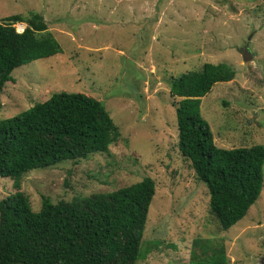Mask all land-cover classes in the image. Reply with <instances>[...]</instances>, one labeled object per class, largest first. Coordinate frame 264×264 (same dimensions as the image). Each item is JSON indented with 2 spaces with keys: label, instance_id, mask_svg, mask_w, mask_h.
<instances>
[{
  "label": "rangeland",
  "instance_id": "rangeland-1",
  "mask_svg": "<svg viewBox=\"0 0 264 264\" xmlns=\"http://www.w3.org/2000/svg\"><path fill=\"white\" fill-rule=\"evenodd\" d=\"M30 10L43 14L63 50L14 70L0 90V121L54 92L81 91L101 100L121 130L108 151L26 173L21 190L32 208H41L43 195L71 200L151 176L156 193L137 264H190L199 237L223 241L229 264H259L264 186L247 215L221 229L207 184L182 155L180 97L169 81L207 61L228 63L235 78L217 82L201 112L218 146L264 144V0H0V21ZM13 183L0 176V199L17 190Z\"/></svg>",
  "mask_w": 264,
  "mask_h": 264
},
{
  "label": "trees",
  "instance_id": "trees-1",
  "mask_svg": "<svg viewBox=\"0 0 264 264\" xmlns=\"http://www.w3.org/2000/svg\"><path fill=\"white\" fill-rule=\"evenodd\" d=\"M26 23L18 31L15 23ZM43 14L14 13L0 21V90L16 68L62 52ZM236 71L225 62L171 77L179 144L199 180L207 184L211 212L228 230L257 201L264 186V144L225 148L215 143L201 112L202 97ZM121 130L106 105L87 92L66 90L0 121V176L15 192L0 199V264H137L156 181L146 176L107 192L53 202L43 195L39 210L21 190L22 177L62 161L78 162L108 151ZM190 264H229L223 241L199 237Z\"/></svg>",
  "mask_w": 264,
  "mask_h": 264
},
{
  "label": "water",
  "instance_id": "water-1",
  "mask_svg": "<svg viewBox=\"0 0 264 264\" xmlns=\"http://www.w3.org/2000/svg\"><path fill=\"white\" fill-rule=\"evenodd\" d=\"M26 27V23L21 22ZM242 55L244 60L252 59L253 52L249 48V42H247L243 47H241ZM259 264H264V257H261Z\"/></svg>",
  "mask_w": 264,
  "mask_h": 264
},
{
  "label": "built area",
  "instance_id": "built-area-1",
  "mask_svg": "<svg viewBox=\"0 0 264 264\" xmlns=\"http://www.w3.org/2000/svg\"><path fill=\"white\" fill-rule=\"evenodd\" d=\"M20 28H21V29H20V30L18 29V30H19V31H22V30H23V27H20Z\"/></svg>",
  "mask_w": 264,
  "mask_h": 264
},
{
  "label": "clouds",
  "instance_id": "clouds-1",
  "mask_svg": "<svg viewBox=\"0 0 264 264\" xmlns=\"http://www.w3.org/2000/svg\"><path fill=\"white\" fill-rule=\"evenodd\" d=\"M24 28H25V27H23V30H24ZM23 30H22V31H23ZM18 31H19V30H18Z\"/></svg>",
  "mask_w": 264,
  "mask_h": 264
}]
</instances>
